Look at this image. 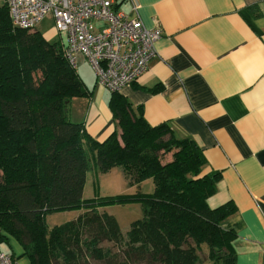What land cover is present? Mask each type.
Returning <instances> with one entry per match:
<instances>
[{"label":"trees","instance_id":"16d2710c","mask_svg":"<svg viewBox=\"0 0 264 264\" xmlns=\"http://www.w3.org/2000/svg\"><path fill=\"white\" fill-rule=\"evenodd\" d=\"M89 96L62 42L14 27L0 0V244L12 236L31 264H202L204 245L210 262L229 254L235 232L222 225L236 207H209L221 173H204L196 141L150 125L142 107L112 91L117 129L99 142L70 118L71 100ZM91 160L100 172L121 167L132 186L151 178L155 190L85 200ZM130 201L141 203L143 217L123 234L101 208ZM82 207L67 223L45 222L48 213Z\"/></svg>","mask_w":264,"mask_h":264},{"label":"crops","instance_id":"0c3cea01","mask_svg":"<svg viewBox=\"0 0 264 264\" xmlns=\"http://www.w3.org/2000/svg\"><path fill=\"white\" fill-rule=\"evenodd\" d=\"M138 1L143 24L162 36L147 72L119 92L142 107L150 125L166 123L177 137L195 140L207 160L204 173H221L207 203L235 205L222 225L235 237L229 254L207 264H264V0ZM115 6L134 13L131 0ZM64 36L55 28L44 38L64 44ZM77 60L91 96L71 100L70 118L103 142L117 129L112 91L97 83L83 55ZM7 238L13 251L0 249L31 264Z\"/></svg>","mask_w":264,"mask_h":264},{"label":"built area","instance_id":"2783aa9c","mask_svg":"<svg viewBox=\"0 0 264 264\" xmlns=\"http://www.w3.org/2000/svg\"><path fill=\"white\" fill-rule=\"evenodd\" d=\"M133 14L115 6V0H6L14 27L33 30L51 17L64 33V56L78 68L83 55L95 71L97 83L111 91L137 82L157 56L159 27H146L138 16V0H131ZM100 23V25H97ZM0 264H20L0 249Z\"/></svg>","mask_w":264,"mask_h":264},{"label":"rangeland","instance_id":"374dc122","mask_svg":"<svg viewBox=\"0 0 264 264\" xmlns=\"http://www.w3.org/2000/svg\"><path fill=\"white\" fill-rule=\"evenodd\" d=\"M34 30L40 32L43 36H46V34L48 33H52V35H54L55 26L53 19L51 17L46 18L45 20L37 24ZM62 34L65 35L64 33ZM92 70L94 72L93 68ZM92 70L90 68V71L93 74ZM171 159V154H166L164 156V162H167ZM154 190L155 184L153 179L151 178L144 180L139 186H132L128 183L125 173L121 167H115L108 172H100L94 165V162L91 160V168L87 173V181L84 189V199L89 200L99 197L117 196L123 194H150L153 193ZM85 211L86 209L82 207L69 211H57L48 213L45 217V222L49 226V228H52L56 225H62L71 220H74ZM101 211L112 215L117 220L123 234H126L130 230L131 224L134 221L139 220L143 217L142 205L139 201H130L123 204L117 203L106 205L105 207L101 208ZM9 239L10 241H12L14 238L10 236ZM103 246L112 247L114 250L116 249V245H114L112 242H104ZM2 248L7 251H13V249L6 241L3 242ZM208 251V246L204 245L203 250L200 253V259L202 264H207L209 262ZM91 264H98V262L92 261Z\"/></svg>","mask_w":264,"mask_h":264}]
</instances>
